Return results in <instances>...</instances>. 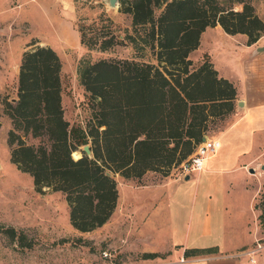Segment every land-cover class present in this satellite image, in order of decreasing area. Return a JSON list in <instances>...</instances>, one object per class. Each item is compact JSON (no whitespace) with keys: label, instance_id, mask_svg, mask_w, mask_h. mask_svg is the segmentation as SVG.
<instances>
[{"label":"trees","instance_id":"1","mask_svg":"<svg viewBox=\"0 0 264 264\" xmlns=\"http://www.w3.org/2000/svg\"><path fill=\"white\" fill-rule=\"evenodd\" d=\"M117 2L118 11L130 17L122 39L133 55L79 61L78 82L91 107L87 129L70 126L63 118L59 58L50 47L34 45L21 54L13 108L23 129L34 137L44 135L48 146L27 145L11 130L7 136L8 144H14L10 161L30 175L36 191L62 192L69 224L81 232L101 226L115 208L114 174L129 179L148 170L167 172L193 151L211 118L232 109L234 87L217 75L206 55L197 67L189 68L187 55L197 47L200 33L218 24L227 34H244L251 44L263 29L246 3L233 10L198 0ZM154 9H159L156 17ZM91 25L88 37L84 27H76L79 43L87 50L105 51L118 43L111 30L114 24L103 12ZM84 144L90 156L80 150L81 156L73 159L72 150ZM253 207L259 209L256 218L264 231V201ZM0 230L24 245L21 231ZM213 251L212 247L190 248L183 255Z\"/></svg>","mask_w":264,"mask_h":264},{"label":"rangeland","instance_id":"2","mask_svg":"<svg viewBox=\"0 0 264 264\" xmlns=\"http://www.w3.org/2000/svg\"><path fill=\"white\" fill-rule=\"evenodd\" d=\"M198 1L206 6L211 3L221 8L231 7L233 10H240L242 4L246 3L261 21L264 19V0ZM118 6L110 7L107 0H0V227H12L17 232L21 231L25 242L20 245L0 230V264H170L164 260V253H159L164 256L152 258L143 256L157 252H145L140 247L139 222L135 218L139 214H146L144 211L148 209V202L151 205L156 204L164 195L165 187H175L176 183H169L170 181L184 177L177 165L171 166L167 172L148 170L138 178L124 179L114 174L117 191L115 208L101 226L81 232L69 224L68 206L63 193L48 188H42L41 192L36 191L30 175L18 170L10 161V149L14 144L9 145L7 142L9 130L27 145L48 146L44 135L34 137L23 129L13 108L17 99V74L22 52L39 45L50 47L56 53L60 61L63 118L70 126L86 130L91 107L86 92L78 82L76 68L79 61L84 58L90 62L99 59L122 60L130 59L133 55L129 43L122 39L125 30H129L130 17L119 12ZM100 12L113 22L111 30H114L112 33L114 32L119 41L105 51H100L97 47L87 50L79 43L76 27H84L86 37L90 36L91 22ZM158 13L159 9H154L155 17ZM214 32L210 30L207 34ZM263 33L264 25L260 35ZM206 45L203 42L201 50L208 46ZM212 49L216 51L214 59L217 63L219 59L224 62L222 52L215 46ZM193 50L187 55L191 63L190 69L197 67L206 58ZM226 64L224 62V66H228ZM231 119L230 111L211 118L205 135L215 136ZM80 150L81 146L72 150L77 157L72 152L71 157H80ZM193 174H189L190 178H194ZM247 182L249 188L259 185L253 201V206H259L264 201V196L261 195L264 193V177L256 181L249 179ZM165 207L163 204L158 205V208ZM239 209L248 224L250 244L251 233L255 227L251 206L247 204L246 197L240 201ZM253 209L257 217L259 209ZM149 215L151 216L144 226L145 236L142 242L144 244L147 237L149 242L146 246L157 249L159 246L155 245V240L159 238L151 236L149 231H152L153 223L159 224L163 231L165 215L159 209L154 213L150 209ZM256 220L259 233L245 250L257 249L252 255L255 264H264V231L257 218ZM161 230L159 229L160 232ZM257 244L259 248H256Z\"/></svg>","mask_w":264,"mask_h":264},{"label":"crops","instance_id":"3","mask_svg":"<svg viewBox=\"0 0 264 264\" xmlns=\"http://www.w3.org/2000/svg\"><path fill=\"white\" fill-rule=\"evenodd\" d=\"M210 30L215 32L207 34ZM203 42L208 46L201 50ZM212 46L222 52L228 66L220 59L217 63ZM193 51L206 55L217 75L234 87L232 119L212 136L220 145L204 160L203 169L194 173V178L188 175L170 181L175 187H165L156 204L148 202L146 214H137L140 247L145 252L164 253L170 264H255L240 254L259 233L253 201L260 187L249 188L247 181L264 177V33L247 44L244 34H227L216 24L200 33ZM244 197L255 227L250 244L248 224L239 209ZM159 204L166 207L158 208ZM150 209L165 215L163 231L157 223L149 231L159 238L155 240L157 249L146 246L147 237L142 242ZM210 247L214 251L207 254L183 255L185 249ZM179 257L184 260L179 262Z\"/></svg>","mask_w":264,"mask_h":264},{"label":"built area","instance_id":"4","mask_svg":"<svg viewBox=\"0 0 264 264\" xmlns=\"http://www.w3.org/2000/svg\"><path fill=\"white\" fill-rule=\"evenodd\" d=\"M219 140L215 137H208L204 135V139L198 142L193 151L178 165L177 168L182 176L189 175L191 173L199 172L203 169L204 160L213 154L219 147ZM256 248H259V244L256 245ZM257 249L243 250L240 255L247 256V261L249 263H254L255 259L253 258L254 251ZM179 262H182L184 259L180 257Z\"/></svg>","mask_w":264,"mask_h":264},{"label":"water","instance_id":"5","mask_svg":"<svg viewBox=\"0 0 264 264\" xmlns=\"http://www.w3.org/2000/svg\"><path fill=\"white\" fill-rule=\"evenodd\" d=\"M107 3H108V5L110 7H116L117 4H118L117 0H107ZM203 139H204V136L201 137V140H203ZM81 150L84 152V154L86 156H90V150L88 148V144L82 145L81 146ZM262 168L264 169V166H262ZM249 171H252V170L250 169ZM106 174L108 175L107 172H106ZM184 178L187 179L188 178V175H185Z\"/></svg>","mask_w":264,"mask_h":264},{"label":"bare ground","instance_id":"6","mask_svg":"<svg viewBox=\"0 0 264 264\" xmlns=\"http://www.w3.org/2000/svg\"><path fill=\"white\" fill-rule=\"evenodd\" d=\"M73 154H74L75 157H77L75 152H73Z\"/></svg>","mask_w":264,"mask_h":264}]
</instances>
